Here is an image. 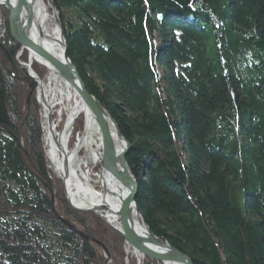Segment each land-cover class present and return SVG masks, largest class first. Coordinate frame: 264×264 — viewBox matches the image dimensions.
I'll list each match as a JSON object with an SVG mask.
<instances>
[{"label": "trees", "instance_id": "16d2710c", "mask_svg": "<svg viewBox=\"0 0 264 264\" xmlns=\"http://www.w3.org/2000/svg\"><path fill=\"white\" fill-rule=\"evenodd\" d=\"M53 1L71 62L131 145L151 231L193 264H264V0ZM0 44L20 49L5 8ZM33 90L0 51V264H124L121 235L66 202Z\"/></svg>", "mask_w": 264, "mask_h": 264}, {"label": "water", "instance_id": "95a60500", "mask_svg": "<svg viewBox=\"0 0 264 264\" xmlns=\"http://www.w3.org/2000/svg\"><path fill=\"white\" fill-rule=\"evenodd\" d=\"M47 1L48 3L46 4L44 0H0V7H5L8 11V28L10 36L19 46L20 50L27 52L30 56L34 55L40 58L41 61L44 62L45 67L67 82L76 92L80 101L94 119L98 128L101 149L97 158V160L100 161L101 167L96 185L100 188L101 192L94 190L91 185H89L90 188L99 195L100 193L105 194L108 184L106 185L101 182V178L104 175L110 185L115 183L122 190L124 197L120 203L119 209L111 216L118 226L116 229L123 237L127 249L133 252L139 264L142 261L156 264H193L186 254L180 252L168 242L156 236L143 220L136 205L138 189L137 180L126 161L131 145L121 134L118 124L111 114L102 106L99 100L88 91L77 68L71 62L64 38V31L57 16L54 2L53 0ZM47 5L52 10L54 25L60 32V45L63 53L62 59L52 55L40 45L39 39L43 35L41 16L46 18ZM32 27H34V30L38 34V38L35 40H32L30 37ZM0 48L6 59L12 63L6 50L1 46ZM50 202L51 204L53 203L52 197ZM71 206L80 211L100 213L105 220L111 224L106 217V215L109 214L106 205H91L84 208H77L72 204ZM132 210H135L144 228V232L136 229V224L131 219ZM63 222L70 229H74L66 221L63 220ZM77 233L85 239H90L79 231H77ZM91 240L103 247L100 242L94 239Z\"/></svg>", "mask_w": 264, "mask_h": 264}, {"label": "rangeland", "instance_id": "374dc122", "mask_svg": "<svg viewBox=\"0 0 264 264\" xmlns=\"http://www.w3.org/2000/svg\"><path fill=\"white\" fill-rule=\"evenodd\" d=\"M44 1L46 4L48 3L47 0H44ZM0 8H5V7H0ZM55 8H56V6H55ZM56 10H57V16H58L59 21H60V17L58 15V9L56 8ZM47 11H48V15L50 16V20L48 21L46 27H47V30H51L53 25H54V20H53L54 17H52L53 13H52L51 8H49V6L47 7ZM60 24L62 26L61 21H60ZM62 28H63V26H62ZM63 31H64V29H63ZM64 38H65V36H64ZM0 46L6 50V48L2 44H0ZM0 51H1L2 55L4 56L1 48H0ZM6 52L8 53L9 57L12 60V63H11L4 56V58L7 60V62H9L12 67H15L16 65L23 67L26 71L27 76L34 82L33 95H34V101L38 107V120H39V128H40V133H41L42 149H43L48 167L50 168L51 172L60 180V182L62 184L63 194L65 196L66 202L68 203L70 208L76 212H79V213H96V212H91V211H80V210L74 209L71 206L72 202L69 198V194H68L67 187L65 184V175L63 172H62L63 174L60 175L59 172L56 171L55 165L50 163V161H51V155H50L51 152L50 151L52 150V146H51L52 143H55V141L60 140L61 136H62L64 138V144H62V142H60V144H61L62 149H64L68 155L72 156L71 167L77 173L76 179H78V177H80V178L82 177L84 179L83 181L85 182L84 184L86 186H88V188H90L89 185H91L92 187L94 186L93 187L94 190L101 192L100 188L96 185L97 174L99 173L98 171H100L101 164H100V161L95 160L93 157V148L94 147H93L92 140L86 141V137H85V136L89 135L91 139L94 137L93 138V140H94V139H96V133L98 131H96V129H94V130H89L90 131L89 132L85 129V125H84L85 124V116L83 115L82 112H77L75 109H73V107H74L72 105L73 100H69L66 97L65 94L67 92V89L63 85V83L65 81L59 75L55 74L54 72H52L49 69L45 68L44 66L40 65L36 61L31 62L30 55L27 52H25V54L27 56L25 61H22L20 59L21 54L24 52V51H21L20 49L15 54L14 58H12L10 56V54L7 50H6ZM33 64H37V65L44 67L45 72L43 73L41 78H39L40 75H38L33 70V68H32ZM26 103L27 104L29 103V95L26 98ZM50 105H55V106L51 107ZM72 110H73V112H72ZM71 116H72V118H71ZM70 118H71V120H70ZM49 122H50V124H49ZM49 125H50V127H49ZM90 133H91V135H90ZM53 138H55V139H53ZM51 140L53 141L52 143H51ZM63 145L64 146L66 145V146L63 147ZM55 150H56V147H55ZM61 159H63L62 155H61ZM45 186L47 187V184H45ZM137 191H138V189H137ZM51 197L53 199V192H50V199H51ZM51 206L54 209V199H53V203L51 204ZM77 208H79V207H77ZM97 214H100V213H97ZM100 216L104 219L102 214H100ZM142 218H143V216H142ZM60 220L62 222L64 220L70 226H72L67 220H65L63 218H60ZM105 222L111 228H113L115 231H117V229H115L112 224H109L106 220H105ZM72 230H74L76 232L78 231L75 228ZM79 232H81V231H79ZM81 233H83V232H81ZM86 236H88V235H86ZM91 239H94V238H90L89 240H91ZM94 240H96V239H94ZM96 241H98V240H96ZM163 241H165V240H163ZM98 242H100V241H98ZM165 242H168V241H165ZM123 244H124L123 250L125 253L124 264H130L131 259L134 260V264H139L137 262L136 257L134 256L133 252L130 249L129 250L127 249V246L125 244L124 239H123ZM102 246H103V244H102ZM103 247H101V248L103 249ZM104 249H105V247H104ZM104 251H105L106 258L108 259V253L106 252V249ZM140 264H156V263H150V262H143L142 261Z\"/></svg>", "mask_w": 264, "mask_h": 264}, {"label": "bare ground", "instance_id": "6f19581e", "mask_svg": "<svg viewBox=\"0 0 264 264\" xmlns=\"http://www.w3.org/2000/svg\"><path fill=\"white\" fill-rule=\"evenodd\" d=\"M49 20H50V16L48 15V11H47L46 18L41 16V23H42V27L41 28H42L43 35L39 39L40 45L46 51L51 53L52 55L56 56L59 59H62L63 53H62V48H61V45H60V41H61L60 40V32H59L58 28L55 25H53L51 30H47L46 26H47V23H48ZM31 31H32L31 34H30L31 39L35 40L36 38H38V34L34 30V27H32ZM30 59H31V62L32 61H36L37 63H39L40 65L45 67L44 62L41 61L40 58H37L36 56L32 55V56H30ZM45 68H47V67H45ZM39 78H41V77H39ZM63 85L67 89V92L65 94L66 97L69 100H73V102H72V105L74 106L73 109H75L77 112H82L83 115L85 116V124H84L85 125V129L87 131L94 130V129H96V131H98V128H97V126H96V124L94 122V119L92 118L90 113L87 111L85 106L82 104V102L80 101L78 95L73 90V88L67 82H64ZM72 112H73V110H72ZM49 127H50V125H49ZM90 135H91V133H90ZM85 137H86V141L92 140L93 147L95 148V149L93 148V157H94L95 160H97L98 155H99V153L101 151V149H100V139L98 137V132L96 133V139H94V140H93L94 137L91 139L89 135H87ZM53 139H55V138H53ZM52 142L53 141L51 140V143ZM60 142H62V144H64V138L62 136H61L60 140L55 141V143H52V145H51L52 146V150L50 151L51 152V154H50L51 155L50 163L55 165V169H56L57 172H59L60 175H62L64 173V175H65V184H66L67 191H68V194H69V198H70L72 204L74 206H76V207H79V208H84V207H88V206H91V205H100V204L101 205H106V207L109 210L108 211L109 214L106 215L108 221L114 226L115 229L118 228L116 222L112 219L111 215H114V213H116V211L119 209L120 203H121V201H122V199L124 197V194H123L122 190L115 183H112V185H110V183L107 182L106 177H104V175L101 178L102 179L101 182L106 184V185L108 184V185L106 187L107 189H106L105 194H101L100 193V195L97 194L96 192H94L92 189L88 188V186H86L84 184L85 182L83 181L84 179L82 177L81 178L78 177V179H76L77 173L71 167V165H72V156L68 155L66 153V151L64 149H62ZM65 146L63 145V147H65ZM55 147H56V150H55ZM61 155L63 156V159H61ZM99 175L100 174L98 173L97 174V179H99ZM96 182H98V180H96ZM131 219L136 224V229L138 231H143L144 230L143 226L140 223L139 218L137 217V215L135 213V210H132ZM143 234H145V233H143Z\"/></svg>", "mask_w": 264, "mask_h": 264}, {"label": "built area", "instance_id": "2783aa9c", "mask_svg": "<svg viewBox=\"0 0 264 264\" xmlns=\"http://www.w3.org/2000/svg\"><path fill=\"white\" fill-rule=\"evenodd\" d=\"M51 107H53V106H55V105H50ZM71 118H72V116H71ZM71 118H70V120H71Z\"/></svg>", "mask_w": 264, "mask_h": 264}]
</instances>
